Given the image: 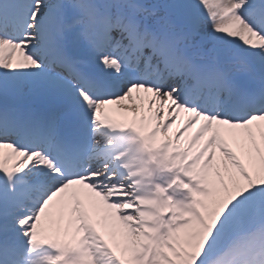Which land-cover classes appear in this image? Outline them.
I'll list each match as a JSON object with an SVG mask.
<instances>
[{"label": "snow or ice", "instance_id": "6c2138e0", "mask_svg": "<svg viewBox=\"0 0 264 264\" xmlns=\"http://www.w3.org/2000/svg\"><path fill=\"white\" fill-rule=\"evenodd\" d=\"M0 264H264V0H0Z\"/></svg>", "mask_w": 264, "mask_h": 264}]
</instances>
